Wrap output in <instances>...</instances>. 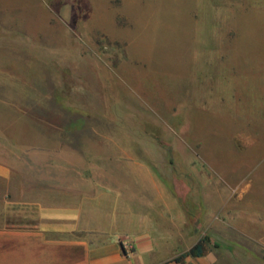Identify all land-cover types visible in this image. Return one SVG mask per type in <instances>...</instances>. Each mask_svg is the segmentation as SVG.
<instances>
[{"label":"rangeland","instance_id":"rangeland-1","mask_svg":"<svg viewBox=\"0 0 264 264\" xmlns=\"http://www.w3.org/2000/svg\"><path fill=\"white\" fill-rule=\"evenodd\" d=\"M261 132L264 0H0L10 200H39L16 196L29 174L41 187L46 172L91 179L94 161L131 160L175 196L217 264H264ZM109 169L121 189H143L137 171Z\"/></svg>","mask_w":264,"mask_h":264},{"label":"crops","instance_id":"crops-1","mask_svg":"<svg viewBox=\"0 0 264 264\" xmlns=\"http://www.w3.org/2000/svg\"><path fill=\"white\" fill-rule=\"evenodd\" d=\"M258 137L264 138V133ZM13 162L10 166L0 163V182L7 185L0 190L4 201L0 209V264H217L210 252L187 255L199 242V232L186 230L187 218L179 211L177 199L158 189L143 165L131 160L94 161L90 165L97 169L91 179L71 173L72 169H60L59 173L46 172L41 187L35 184L38 176L29 174V184L23 185L29 194L24 190L16 196L39 200L15 202L10 200L19 192ZM33 162L27 164L35 165ZM115 165L137 171L135 178L143 184L138 194L115 184L116 177L109 169ZM133 197L151 198L152 204L158 205L134 208ZM180 255L186 256L175 262Z\"/></svg>","mask_w":264,"mask_h":264},{"label":"trees","instance_id":"trees-1","mask_svg":"<svg viewBox=\"0 0 264 264\" xmlns=\"http://www.w3.org/2000/svg\"><path fill=\"white\" fill-rule=\"evenodd\" d=\"M202 253V241H199L187 255L199 256ZM186 255H180L174 259L175 262H181Z\"/></svg>","mask_w":264,"mask_h":264}]
</instances>
